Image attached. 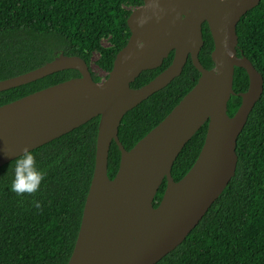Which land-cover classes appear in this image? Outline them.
Returning a JSON list of instances; mask_svg holds the SVG:
<instances>
[{
    "label": "water",
    "instance_id": "95a60500",
    "mask_svg": "<svg viewBox=\"0 0 264 264\" xmlns=\"http://www.w3.org/2000/svg\"><path fill=\"white\" fill-rule=\"evenodd\" d=\"M261 0H143L128 18L131 36L117 53L103 82L87 61L61 53L27 73L0 81V92L55 72L75 69L80 76L0 106V167L28 147L38 148L100 116L95 171L74 251L67 264H156L176 249L199 224L234 177L237 140L264 91V76L237 52V26ZM155 24L141 27L146 14ZM207 22L214 40L213 69L199 60ZM172 63L140 88L131 84L145 70ZM201 73L196 85L171 112L130 150L119 138L125 114L181 75L188 58ZM249 76L248 90L234 116L235 68ZM208 121L204 145L179 181L172 168L192 136ZM121 151L114 178L108 174L112 142ZM167 188L158 206L155 196Z\"/></svg>",
    "mask_w": 264,
    "mask_h": 264
},
{
    "label": "trees",
    "instance_id": "16d2710c",
    "mask_svg": "<svg viewBox=\"0 0 264 264\" xmlns=\"http://www.w3.org/2000/svg\"><path fill=\"white\" fill-rule=\"evenodd\" d=\"M143 0H0V81L39 68L61 53L91 64V53L101 54L100 65L112 70L117 53L128 43L131 11ZM199 60L213 69L214 40L207 22ZM238 54L247 56L264 76V0L249 10L237 26ZM113 44L101 46L105 37ZM174 52L155 69L143 71L131 84L140 88L173 61ZM92 71V70H91ZM96 82L99 79L92 72ZM80 76L75 69L55 72L36 81L0 92V106L33 92ZM201 73L191 57L180 76L128 111L119 138L128 150L158 125L196 85ZM249 87L244 68H235L228 114L242 103L239 93ZM100 116L35 148L39 169L46 173L36 193L18 196L10 190L15 159L0 167V264H67L80 231L84 207L95 171ZM208 121L192 136L172 168L175 181L194 165L204 145ZM238 165L234 177L186 239L156 264H264V91L237 140ZM18 158V157H17ZM121 151L112 142L108 174L114 178ZM167 188L162 182L154 201ZM39 200L37 210L33 200Z\"/></svg>",
    "mask_w": 264,
    "mask_h": 264
},
{
    "label": "clouds",
    "instance_id": "9594fccd",
    "mask_svg": "<svg viewBox=\"0 0 264 264\" xmlns=\"http://www.w3.org/2000/svg\"><path fill=\"white\" fill-rule=\"evenodd\" d=\"M14 178L10 183V190L18 196L36 193L46 173L39 169L32 151L25 147L23 152L15 159ZM33 206L37 210L42 208L39 200H33Z\"/></svg>",
    "mask_w": 264,
    "mask_h": 264
},
{
    "label": "rangeland",
    "instance_id": "374dc122",
    "mask_svg": "<svg viewBox=\"0 0 264 264\" xmlns=\"http://www.w3.org/2000/svg\"><path fill=\"white\" fill-rule=\"evenodd\" d=\"M124 8H126L127 10L133 12L135 10H137L138 7L134 6L133 4L129 3V2H125L123 4ZM155 13L150 10V19H148L145 22H141L140 26H146V25H150V24H155ZM113 44L112 41V37H105L102 39L101 41V46L103 48H108ZM100 59H101V54L98 50H94L91 53V64H90V68L92 70V72L94 73V75L99 79V82H103L109 75L108 71L106 69H104L101 65H100Z\"/></svg>",
    "mask_w": 264,
    "mask_h": 264
},
{
    "label": "bare ground",
    "instance_id": "6f19581e",
    "mask_svg": "<svg viewBox=\"0 0 264 264\" xmlns=\"http://www.w3.org/2000/svg\"><path fill=\"white\" fill-rule=\"evenodd\" d=\"M148 19H150V11H148L147 14H146V21H147Z\"/></svg>",
    "mask_w": 264,
    "mask_h": 264
}]
</instances>
